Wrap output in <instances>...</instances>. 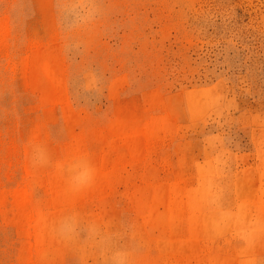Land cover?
Instances as JSON below:
<instances>
[{
    "label": "rangeland",
    "instance_id": "374dc122",
    "mask_svg": "<svg viewBox=\"0 0 264 264\" xmlns=\"http://www.w3.org/2000/svg\"><path fill=\"white\" fill-rule=\"evenodd\" d=\"M73 213L134 264H264V0H0V264H100Z\"/></svg>",
    "mask_w": 264,
    "mask_h": 264
},
{
    "label": "clouds",
    "instance_id": "9594fccd",
    "mask_svg": "<svg viewBox=\"0 0 264 264\" xmlns=\"http://www.w3.org/2000/svg\"><path fill=\"white\" fill-rule=\"evenodd\" d=\"M30 149V160L34 168L52 165L43 145L32 144ZM56 166L67 173L73 191L90 188L95 181L96 169L87 156H82L68 165L57 163ZM53 233L61 242L93 249L100 264H134L139 242L135 225L130 221H122L120 228L112 231L105 224L84 220L79 214L73 213L58 221L53 227ZM124 239L132 246H120L118 242Z\"/></svg>",
    "mask_w": 264,
    "mask_h": 264
}]
</instances>
